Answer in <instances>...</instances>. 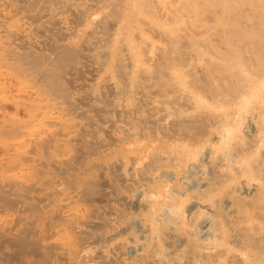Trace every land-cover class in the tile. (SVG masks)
Here are the masks:
<instances>
[{
    "label": "bare ground",
    "instance_id": "obj_1",
    "mask_svg": "<svg viewBox=\"0 0 264 264\" xmlns=\"http://www.w3.org/2000/svg\"><path fill=\"white\" fill-rule=\"evenodd\" d=\"M249 35L264 0H0V264H264Z\"/></svg>",
    "mask_w": 264,
    "mask_h": 264
},
{
    "label": "rangeland",
    "instance_id": "obj_2",
    "mask_svg": "<svg viewBox=\"0 0 264 264\" xmlns=\"http://www.w3.org/2000/svg\"><path fill=\"white\" fill-rule=\"evenodd\" d=\"M254 36H255V35H249V38H248V36H247L246 41H245V37H244V36H243V37H244L243 39H242V37H241V40H240V38H236V39H238V40L235 39L238 43H241V44L243 45V46L241 45L242 48L240 47V51L243 50L242 52L244 53V51H245V53H246V50L248 51V49H249V51H248L247 53H250V52H251L250 54H253L254 51H255V52H258V49H259L260 47L262 48V46H260V45H263V46H264V41H262L263 38L260 39V38H261V35L259 36L260 38H258V37L256 38V36H255V37H254ZM262 37H264V35H263ZM250 38H251V39H253V38L255 39V38H256V39H259V40H256V39H255V40H254L255 42H254V41H252ZM239 40H240L241 42H240ZM243 40H244L245 43L242 42ZM251 41H252L253 43L248 44V42H251ZM256 41H257V42H258V41H260V42L262 41V42H261V44H260V42L257 43ZM246 42H247V43H246ZM255 43H257L259 46L256 45ZM246 44H247V45H246ZM248 45H249V46L252 45V49H253V48L255 49L256 46H257V48H256L257 51H256V49H255V50H253V52H252V49H250L251 46L249 47ZM244 46H248V48H246V47H244ZM253 46H254V47H253ZM244 48H245V49H244ZM261 48L259 49V51L262 50V51L264 52V48H262V49H261ZM241 49H242V50H241ZM262 51H261V53H260V52H258V53L262 54ZM242 52H241V54L238 56V58H239L240 60H241V59H244L245 61H247V60L250 59L249 57H251L250 60L253 61V62H251V63H253V64H258V65H259V64H260V65H261V64H264V60H262V59H264V54L260 56L258 53H254L253 55L257 54V57H256V55H255V56H250V55H249V57H247V59H246L244 56H242V54H243ZM245 55H246V54H245ZM258 56H259V57H258ZM242 57H243V58H242ZM254 57H255V58H254ZM262 57H263V58H262ZM253 58H254V59H253ZM257 58H258V60H257ZM259 58H260V60H259ZM250 60H249V63H250ZM256 60H257V61H256ZM260 61H262L263 63L260 62ZM247 62H248V61H247ZM247 62H246V63H247ZM233 103H234V104H235V103L237 104L238 101H237V102H233ZM233 103H231V104L234 105ZM238 104H239V103H238ZM261 104H262V103H259V105H261ZM229 105H230V104H227V105H225V106H229ZM230 106H231V105H230ZM230 106H229V109H230V111H231V110L233 111V114L235 113V115L238 114V116L240 115V117H241V116L243 117V118H242V117L239 118V117H237V116H235V115L233 116V114H231L232 111L230 112V115H232V117L230 116L231 118H229V119L232 120V119L234 118L232 121H231V120H230V121H231V124H232L233 128L236 127V128H234V130L232 129V133H234V132L237 133V132H239L238 130H239V129H242L241 127H243V125H240V124H239V123H241V121H242L241 124H245L244 127H249V128H250V127L253 126V124L255 125V121H254L255 118H254L253 116L258 115L259 113L262 114L264 104L261 105V106H262L261 108L259 107V110H256V109H255V108H258V106H256V107L253 106L254 111L257 112V113L259 112V113H258V114L255 113V115L252 114V117H251V114H250V113H247V112H245V111H244L245 113L242 112L243 115H245V114L247 113V114H246L247 117H246L245 119H244L245 116H243L242 113H241L240 111H239V113H236V112H238L236 108H238L239 105H235L236 107H235V106H234V107L231 106V108H230ZM232 107H233V109H232ZM208 108H210V107L208 106ZM208 108H207V109H208ZM211 108H212V110H213V107H211ZM203 110H205V112L208 111V113H210V114H212V115H213V113L216 114L215 110L212 111L211 109H208V110L206 111V108L203 109ZM209 110H211V112H210ZM261 110H262V111H261ZM212 112H213V113H212ZM240 113H241V114H240ZM215 114H214V115H215ZM249 114H250V117H251V118H254L253 120H251V119L249 120V118H250V117L248 116ZM261 114H260V115H261ZM263 114H264V112H263ZM260 115H259V117H260ZM236 117H237V118H236ZM262 117H263V118H262ZM235 118H236V122H239V121H237L238 118H239V119H242V120H240V122H239L238 124L235 125V121H234ZM261 118H262L263 120H261V119H259V120H260V121H264V115H263V116L261 115ZM243 120H245V121H243ZM247 120H249V122L252 121L253 124H250V123H249L250 125H249L248 123L246 124V121H247ZM243 122H245V123H243ZM263 123H264V122H263ZM263 123H262V124H263ZM260 124H261V122H260ZM237 125H238V127H237ZM246 125H248V126H246ZM251 125H252V126H251ZM239 126H240V127H239ZM262 126H263V125H262ZM237 128H239V129H237ZM250 129H253V127L250 128ZM233 131H234V132H233ZM251 131H252V130H251ZM253 131H254V129H253ZM11 195H12V194H11ZM11 197L13 198V195L10 196V198H11ZM10 198H9L8 200H10ZM12 198H11V200H12ZM6 200H7V199H6ZM6 200H5V201L3 200V201H4V202H8V200H7V201H6ZM11 200L9 201L10 205L12 204V206H10V207H11L10 209H9L7 203H6V204L4 203L3 206H5V208H2V205H1V204L3 203V201H2V200L0 201V205H1L0 211H1V212H8V211H9L10 213L12 212V214H13V210H14V214H15V213L17 214V213H19V212H20V213H23V214H20V213H19L20 216L22 215V217H21L22 219H23V217H26V216H30V215H32V212H33V211H32L31 208H28V209H27V208H26L27 205L24 204L25 206H22L23 204H21V203H19V202H17L18 204L13 202V203H14V204H13V203H11ZM9 203H8V204H9ZM15 204H17V205H16V206H13V205H15ZM19 204H20V206H18ZM6 205H7V206H6ZM12 207H13V208H12ZM18 207H20V208H18ZM15 208H16V209H15ZM22 208H23V209H22ZM12 209H13V210H12ZM20 209H22V210L20 211ZM26 209H27V210H26ZM29 209H31L30 212H29ZM2 210H3V211H2ZM17 210H18V211H17ZM14 214H13V216H14ZM19 214H17V215L19 216ZM28 214H29V215H28ZM17 215H15L14 217L18 219L19 217H16ZM21 218H20V220H18V223H19V221H20V222L23 221ZM203 233H204V232H203ZM22 257H23V256H22ZM26 257H27V258H26ZM17 258H18V259H17ZM19 258H20V257H16V258H15V257H14V258L10 257L9 260H8L7 258H5V260L3 259V262H2V263L5 264V263H4V261H5L6 264H7V261H8V263H9L10 260H11L12 264H16L15 261L18 260V262L16 261L17 264H22V262H23L25 259L30 258V255H29V254H27V255L25 254V256L23 257V260H20ZM12 259H13V260H12ZM14 259H16V260H14ZM21 259H22V258H21ZM19 261H21V262H19ZM23 264H26V263L23 262Z\"/></svg>",
    "mask_w": 264,
    "mask_h": 264
}]
</instances>
